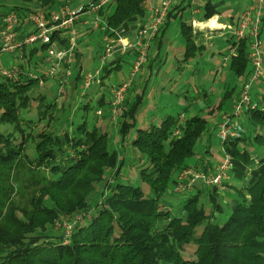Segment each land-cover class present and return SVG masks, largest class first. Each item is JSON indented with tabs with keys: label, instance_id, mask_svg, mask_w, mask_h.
<instances>
[{
	"label": "trees",
	"instance_id": "1",
	"mask_svg": "<svg viewBox=\"0 0 264 264\" xmlns=\"http://www.w3.org/2000/svg\"><path fill=\"white\" fill-rule=\"evenodd\" d=\"M8 1V12L24 13L36 1L46 12L59 8V0ZM151 1L115 0L101 11L106 31L99 32V38L106 34L114 38L129 22L144 21ZM7 13L0 18L4 20ZM173 13L169 12L159 34ZM216 14L209 1L203 18ZM191 27L180 24L186 44L184 62L201 50L190 38ZM234 39L235 54L228 58L227 77L218 93L221 99L205 101V108L214 105L205 110L206 115L204 108L188 119L170 115L160 125L136 130L131 146L140 160L141 186L121 181L127 161L113 147L110 124L97 125L98 111L111 118L106 79L121 68L124 57L132 56L125 63L129 66L134 54L120 56L115 69L109 63L104 66L102 85L81 99L86 102H76L81 113L72 122L70 107L39 92L48 45L24 48L17 79L0 77V264H264V112H249L246 136L224 145L235 164L250 167L252 157L257 160L251 182L230 186L226 221L219 222V217L229 195L216 190L196 186V193L175 209L165 201L175 196L172 190L183 169L193 160L212 156L211 145L206 144L202 154L197 146L202 138H211L216 118L218 129L220 114L230 108L226 104L231 105L251 74L249 42ZM60 44L68 47L66 41ZM155 63L148 66L150 75ZM74 79V88L80 89L81 74ZM60 85L52 88L58 90ZM127 98L113 138L124 146L137 128L144 95ZM236 173L235 166L232 174Z\"/></svg>",
	"mask_w": 264,
	"mask_h": 264
},
{
	"label": "built area",
	"instance_id": "2",
	"mask_svg": "<svg viewBox=\"0 0 264 264\" xmlns=\"http://www.w3.org/2000/svg\"><path fill=\"white\" fill-rule=\"evenodd\" d=\"M114 1H91L86 7H80L76 10L59 7L51 12L44 10L24 13L10 11L3 20L4 46L0 48V53L18 52L21 54V61L24 48L48 45L44 60L46 75L47 78L49 76L56 78L60 75L58 79H60L61 85L58 87V95H63L64 89L70 86L67 80H73L78 75L76 72H78L82 77L80 95L85 98L89 91L102 85L103 68L108 64L110 58H115L118 52L123 57L128 52H132L135 57L129 63V75L119 84L113 83L109 88L107 87L112 98L111 115L114 122L117 123L126 112L127 94L136 75L140 72L139 70L148 60L152 42L168 20L172 0H163L160 5L148 8V16L142 22L141 27L134 32V42L123 43L121 41V45L114 46V38L106 34L104 36L105 53L100 58V67L97 70L82 71L78 43L81 30L78 25L83 23L88 27L90 26V30L105 32L106 25L101 17V11L107 6H111ZM21 25L25 26L19 34L24 32V38L15 42L18 28L23 27ZM227 28L232 31L237 43L243 40L249 42L248 57L252 70L234 99L231 110L222 116L218 125L217 136L223 152L226 143L244 138L245 134L248 133L245 123L249 112L258 110L264 112V0H251V4L241 15L239 23ZM61 41L68 42V47H62ZM233 54H235V49H232L228 56L222 59L223 66H226L228 58ZM19 63H12L9 70L2 72V75L16 80ZM62 72H66L67 80L64 79L65 75ZM30 75L37 78L35 74ZM100 112L102 111L100 110ZM180 134L181 130L175 132L176 136ZM224 154L221 160L214 161L210 156H207L196 165L183 169L178 174L177 182L172 190L174 195L177 198L185 199L187 196L196 193V186L199 185L222 193V186L229 181L230 172L234 169L231 156L225 152ZM71 228V225L67 226L68 230Z\"/></svg>",
	"mask_w": 264,
	"mask_h": 264
},
{
	"label": "rangeland",
	"instance_id": "3",
	"mask_svg": "<svg viewBox=\"0 0 264 264\" xmlns=\"http://www.w3.org/2000/svg\"><path fill=\"white\" fill-rule=\"evenodd\" d=\"M92 0H59L58 7H68L73 10H76L80 7H83L84 5L88 4ZM0 14L7 13L9 8H11V2L8 0H0ZM149 8V7H148ZM24 12L29 11H43V9L38 5L37 1L33 4L23 9ZM111 11H113V8H111ZM3 19L0 18V48L4 46V38H3ZM19 25V24H18ZM23 27H19L17 31V36L15 37V42L21 41L24 38V32L21 34L20 31L22 28H24L25 25H21ZM80 37V36H79ZM96 37V39L93 37V45L88 51L89 58L91 61V65L93 69L97 70L99 65V57L103 56L105 53L104 50V43H102V40ZM103 39V37H102ZM80 41V38H79ZM78 41V43H79ZM103 44V45H102ZM106 46V45H105ZM178 46L172 49H167L166 52H169L172 54L170 61L168 62V65L164 67L161 71V74L158 75V70L156 68L153 69V74L150 75L151 70L148 67H145L143 72L139 70L140 72L136 75L134 79V85H132L131 89L134 94L144 95V102L141 106L138 114H137V128L133 129L131 132L130 137L127 139L125 146L123 143L117 138L115 139L114 135L116 134L115 129V122L112 118L109 119L108 116H104L103 111L98 112L97 115L99 119L97 120L98 126H104L105 124H110V136L113 142V147L117 151H119L121 157H125L127 161V166L123 169L121 174V181L125 183H130L133 185L141 186V178L139 174L138 166L140 164V160L133 156L132 153H134L131 142L135 136V132L137 129L142 128L146 129L149 126L152 125H160V123L168 116L173 115L177 116L178 114H183V119H188L192 115H195L198 113V111L203 110L202 114L206 115V111L211 107H214V105L209 106V108H205V102L201 101L204 100V95L210 96V99H218V93L220 90L222 91V86H220V80H215V73L212 74L211 68L205 69L200 74L197 73V63L192 58L189 60L190 65L189 68L185 66V62L182 61L184 59V56L180 57L175 52ZM30 48V47H27ZM165 51H162V55H165ZM80 52V47H79ZM151 54V53H150ZM20 53L18 52H4L0 53V77L2 75V72L9 70V68L12 66V63L19 62L20 61ZM178 57L177 59L175 56ZM163 57V56H162ZM174 58V60H173ZM113 60L114 58H110V60ZM127 58L124 57V60L121 64V68L119 70L114 71L112 74H110V77L106 79V83L111 86V82L114 81L115 83L118 81H122L124 78H126L129 75V66L126 65ZM82 61V60H81ZM80 61V62H81ZM210 64H208L209 67ZM221 67V66H220ZM81 68V67H80ZM47 70L44 69L45 77L40 80L41 88L39 89V92L43 93H49L50 99H57L59 100V103H62L63 106L66 108H69L70 114L68 116L69 120L73 122L72 118L76 115H80L81 111L78 109L79 106L77 105L79 102H86L87 100H81L84 97L80 95V91L78 88H74V82L73 80H67V75H65L64 79L67 80L70 83L69 88L64 89V93L62 96L58 95V90L52 88V84L54 80H59L57 76L56 78L48 77L47 78ZM78 74V72H76ZM221 80H223L221 78ZM117 84V83H116ZM134 86V89H132ZM108 89V88H106ZM220 89V90H219ZM129 90V92H130ZM91 92V91H89ZM88 92V93H89ZM128 92V93H129ZM94 99H97L100 97V95H90ZM128 96V94H127ZM85 99V98H84ZM221 99V96H220ZM218 99V100H220ZM217 100V102H218ZM78 101V103H76ZM208 101V100H207ZM216 102V103H217ZM226 107L230 106V102L226 104ZM71 109V110H70ZM206 110V111H205ZM95 112V111H94ZM100 113V114H99ZM92 115V114H90ZM108 118V119H107ZM216 121L218 119L216 118L211 123L212 128V136L204 137L200 140L198 146H197V153H203L205 150L206 144L211 145V148H215L218 146L219 150L220 148V141L217 136V126H215ZM220 121V120H219ZM125 149V150H124ZM223 153V156L225 155L223 150H221ZM213 155V154H212ZM222 156V157H223ZM211 157V156H210ZM232 158V157H231ZM219 159V158H218ZM213 160V158H212ZM214 161H218L217 159ZM232 161L234 163V160L232 158ZM198 162L196 160H193L190 164V166L196 165ZM234 166V164H233ZM234 170V169H233ZM233 170L230 172H233ZM231 178V176H230ZM230 180V179H229ZM227 183L222 186L225 190ZM230 197L226 198L225 200V213L219 217V222L226 221V218L230 215V207H229V201ZM182 200L184 199H178L176 196L169 195L167 198H165V201L171 206L172 208H176L179 204H182Z\"/></svg>",
	"mask_w": 264,
	"mask_h": 264
},
{
	"label": "crops",
	"instance_id": "4",
	"mask_svg": "<svg viewBox=\"0 0 264 264\" xmlns=\"http://www.w3.org/2000/svg\"><path fill=\"white\" fill-rule=\"evenodd\" d=\"M209 1L214 5V8L217 10V14L211 19L205 20L203 18L204 8ZM162 2L163 0L151 1L149 7L158 6ZM250 4L251 0H172L170 11H174V15L170 17V23L168 27L158 35L160 37L152 42L153 44L149 52V58L146 64L143 66L142 72L145 67L149 66L151 61L155 60V68L158 70V75L161 74L162 69L168 65V62L170 61L172 56V54L166 52L167 49L170 50L178 46L175 52L178 54V56L180 55V57L184 56L186 51V44L180 33V24L181 22H185L191 25V28H193L192 36H190L191 40L194 41V44L197 48H201V50L197 51V55L194 58L195 62L197 63V73L200 74L205 69L211 68L212 72L210 73L212 74V76L215 73V80L219 79L221 81L220 86H223V83L227 77V66L223 67L222 57L231 52L232 37H234L232 31L228 30L227 27L237 25L239 23L241 15L244 13V11H246V8ZM142 22V20L135 19L126 24L123 29L121 28L119 31H117V35L114 37V46L121 45V41L123 43L134 42V32L141 27ZM78 27L81 30L79 47L82 60L81 64L83 63L84 65L82 71H91L94 69L91 65L88 51L94 44L93 37L96 39V37H99L100 33L99 31L97 32L94 30H90V26L88 27L83 23H80ZM102 43H104L105 47L106 42L104 41V37L102 39ZM163 50H166L165 55H162ZM118 57H120L119 52L113 60L111 59L108 61L110 69H115V67H117L120 61ZM130 57L125 58L128 59ZM175 58L177 59L178 57L175 56ZM210 63L211 65H209L208 67V64ZM189 65L190 62H185V66L189 68ZM221 78L223 80H221ZM58 82L59 80H54L53 84H57ZM120 82L121 81H118L116 83L119 84ZM240 86H242V84ZM132 89H134V86ZM106 92L111 98L109 89H106ZM135 96L136 94H134L132 90H130L127 99L131 101L132 99H135ZM236 96L234 97V99L236 98ZM209 99L210 98L207 96L206 98H204V100L201 101L205 102ZM234 99L229 106L230 108L225 113L231 110ZM225 113L222 112L220 114V119ZM211 151L213 152L211 159L213 158V160H221L223 158V153L221 152V150H219L218 146H216L214 149L212 148ZM256 161V158L253 156L251 159L250 167H245L242 164L234 163V167L236 166L237 168V173H231V178L227 182L225 190L223 189L222 194L226 196L231 194L230 186L232 184L240 183L243 181L251 182L255 177L257 167L255 163Z\"/></svg>",
	"mask_w": 264,
	"mask_h": 264
}]
</instances>
